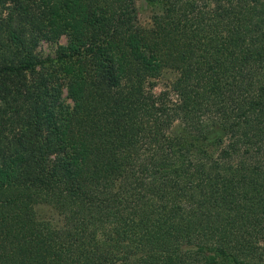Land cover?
Returning a JSON list of instances; mask_svg holds the SVG:
<instances>
[{
    "label": "trees",
    "instance_id": "trees-1",
    "mask_svg": "<svg viewBox=\"0 0 264 264\" xmlns=\"http://www.w3.org/2000/svg\"><path fill=\"white\" fill-rule=\"evenodd\" d=\"M145 1L0 0V264H264V0Z\"/></svg>",
    "mask_w": 264,
    "mask_h": 264
},
{
    "label": "rangeland",
    "instance_id": "rangeland-1",
    "mask_svg": "<svg viewBox=\"0 0 264 264\" xmlns=\"http://www.w3.org/2000/svg\"><path fill=\"white\" fill-rule=\"evenodd\" d=\"M159 5H150L145 0H136V14H137V20L141 27L148 28L152 24V16L157 11H159ZM60 43H65L66 38L62 37L59 39ZM57 44L55 43H49V42H42L38 48L37 53L39 57L41 58H48V57H54V53L56 50ZM172 73H167L163 79L159 81L160 87L164 86L165 83H168L170 79L172 78Z\"/></svg>",
    "mask_w": 264,
    "mask_h": 264
}]
</instances>
